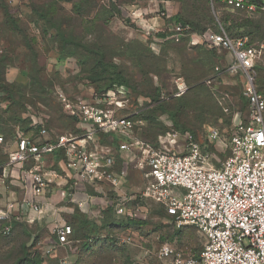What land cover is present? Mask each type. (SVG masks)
I'll return each instance as SVG.
<instances>
[{
	"label": "rangeland",
	"instance_id": "obj_1",
	"mask_svg": "<svg viewBox=\"0 0 264 264\" xmlns=\"http://www.w3.org/2000/svg\"><path fill=\"white\" fill-rule=\"evenodd\" d=\"M173 17L197 29L217 30L206 0H0V103H12L10 118L0 121L7 138L0 146V161L10 153L17 115L26 103L35 104V112L47 114L46 139L54 141L74 125L51 92L59 90L74 101L89 94V85L102 89L113 78L122 83L123 95L134 101L133 107L147 111L140 138L148 143L175 133H190L201 142L206 126L214 125L222 132L230 128L234 115L244 116L247 111L242 76L224 71L231 62L229 56L217 57L202 47L171 39L168 20ZM220 17L232 27L230 36L247 38L250 47L260 52L257 85L264 95V16L222 12ZM178 80L183 82L182 91L176 88ZM131 90L141 91L149 100L136 99ZM222 159L219 155L213 161L217 165ZM45 170L57 168L50 160ZM128 171L124 192L131 195L142 188L143 181L137 171ZM103 195L110 193L98 199ZM102 207L103 200H97L86 216L90 223H102L98 217ZM127 208L130 215L137 207ZM145 208L147 214L137 213L147 221L139 229H111L114 239L130 237V243L115 246L99 241L83 247L86 234L103 237L105 233L99 227L76 225L77 244L50 255L44 254V248L52 238L53 213L42 211L40 221L34 223L22 217L8 229L2 224L0 264H35L30 261L32 254L41 256L44 264H152L164 244L181 257H197L205 239L196 229L178 228L159 217V208L152 203ZM72 213L65 215L69 225ZM126 217L117 218L111 211L104 215V224L123 226Z\"/></svg>",
	"mask_w": 264,
	"mask_h": 264
},
{
	"label": "built area",
	"instance_id": "obj_2",
	"mask_svg": "<svg viewBox=\"0 0 264 264\" xmlns=\"http://www.w3.org/2000/svg\"><path fill=\"white\" fill-rule=\"evenodd\" d=\"M209 1L212 9L217 1L232 12L264 14V0ZM218 28L219 32L194 34L187 26L173 23L170 37L175 42L186 38L191 46L225 52L231 58L224 71L243 78L245 120L235 115L231 127L223 132L206 127L203 142L190 133H175L152 145L140 138L142 122L132 120L138 111L131 112L123 87L99 95L89 88V94L74 101L59 90L51 92L63 115L72 121L73 130L49 141L47 114L27 108L25 117L36 134L16 131L7 163L0 165V180L10 197L0 206V226L22 217L34 223L42 213L41 200L47 198L61 170L68 187L63 195L83 214H91L96 201L103 200L99 216L112 207L115 217L124 218L127 207L135 202L137 208L128 217L144 219L137 213L147 214L145 205L152 203L173 225L192 227L205 239L201 252L192 258L181 257L164 244L152 264H264V97L256 86L260 52L248 46L247 38L230 39L219 23ZM183 86L178 80L177 90L182 91ZM1 108L4 105L0 103ZM104 136L109 141L114 137L117 146L102 144ZM3 144L0 134V146ZM56 151L62 156L54 164L57 170L46 171V158ZM219 155L223 159L216 165L213 159ZM9 168L19 170V199L12 195L17 184L6 176ZM130 169L139 173L143 186L128 195L124 191ZM103 190L109 197L98 199L105 194ZM77 194L80 199L74 198ZM72 232L64 220L57 223L44 254L69 247ZM115 241L126 244L131 238Z\"/></svg>",
	"mask_w": 264,
	"mask_h": 264
},
{
	"label": "trees",
	"instance_id": "obj_3",
	"mask_svg": "<svg viewBox=\"0 0 264 264\" xmlns=\"http://www.w3.org/2000/svg\"><path fill=\"white\" fill-rule=\"evenodd\" d=\"M206 2H207V4L209 5V7L211 6V4H210V1L209 0H206ZM213 12H214V15H215V27L217 28V30H212V31H214V32H219V28H218V23L221 25V27H222V29L225 31V33L228 35V37L230 38V39H238V38H236V37H232V36H230L229 34H228V31L232 28L230 25H228V27H227V25L225 24V22L223 21V20H221L220 18V16H221V13L222 12H227V13H232V14H241V15H244V16H248V15H246V14H244V13H240V12H232V11H230V10H228V9H226L225 7H223V5H221L219 2H215L214 3V6H213ZM256 15H261V16H264V14H256ZM249 18H250V16H248ZM172 18V17H171ZM173 20V21H172ZM168 22H172V24L173 23H180V24H182V25H184V26H187L189 29H190V31L192 32V33H194V34H201V33H203V32H205V31H207L206 29L204 30V29H197V28H194V27H192V26H189L188 25V23H185V22H182V21H180L179 19H178V17H173V19H169L168 20ZM209 30H211V29H209ZM171 34V33H170ZM170 36V35H169ZM184 42V43H186V44H189V41H188V39H186V38H183V39H181L179 42ZM191 46V45H190ZM248 46L250 47V44H249V42H248ZM193 48H198V47H202V48H204V49H206L205 47H203V46H201V45H196V46H192ZM252 48V47H251ZM208 52H210V53H212L214 56H217V57H219L218 55H223V56H225L226 55V53L225 52H222V53H217V52H215V51H212V50H208V49H206ZM256 70H257V65H256ZM257 73V72H256ZM90 87L89 88H91L92 90H93V92L95 93V94H97V95H99V94H103V93H106V92H108V91H110V90H112V89H114V88H120V87H122V83L121 82H119V81H117V79H115V78H113V79H110L109 80V85L107 86V87H104V88H102V89H98V88H95V87H93V86H91V85H89ZM256 86H257V89H258V85H257V79H256ZM132 91V94L134 95V97L136 98V99H138V98H143V99H145V100H149L148 98V96H145V95H143V93H141V91H139V90H131ZM258 92L260 93V91L258 90ZM260 94H262V93H260ZM263 95V94H262ZM264 96V95H263ZM50 97L52 98V96H51V94H50ZM53 99V98H52ZM54 100V99H53ZM155 101H159V100H155ZM164 101V100H163ZM247 101V100H246ZM2 103H4V108H1L0 109V121L3 119V118H5V117H9L10 118V115L12 114L11 112H12V103L11 102H9V101H3ZM133 103H134V101H131V112H133V111H135V110H137L138 111V113L135 115V116H133L132 117V120L133 121H141V122H145L148 118H149V116H148V113H147V111H145V112H143V110H144V108L143 107H133ZM36 105H40V104H36ZM247 105V104H246ZM24 107H25V110H23L22 112H20L18 115H17V123L15 124V131H14V133H13V135H12V137H11V139H10V141H13V139H14V136H15V133H16V131H20V132H22L24 135H27V136H31V135H33V136H35V134H36V131L33 129V128H31L30 127V120L28 119V118H26L25 117V114L27 113V108L28 107H30V108H35V104H33V103H26L25 105H24ZM147 108V107H146ZM143 112V113H142ZM206 127H214V125H212V126H206ZM231 127V126H230ZM225 128V127H224ZM205 130V129H204ZM0 134L2 135V137H3V139H4V144L6 143V141H7V138H6V136H5V134H4V131H3V129H1L0 128ZM140 134H141V130H140ZM140 136V135H139ZM109 138H107V137H101V143L102 144H108V145H110V146H113V147H115V146H117V140L113 137V141L112 140H108ZM147 142V141H146ZM201 142H203V141H201ZM149 143H151L152 145H155V143H152V142H149ZM3 144V145H4ZM211 149L213 150V147H211ZM52 157H56V162H58L60 159H61V152H59V151H56L53 155H52ZM223 157V156H222ZM7 163V159L5 160V161H0V165H4V164H6ZM55 166V165H54ZM1 174H2V170H0V176H1ZM136 203L134 202V203H131V205H135ZM156 206V205H155ZM72 207H73V213H72V215H71V222H70V226L72 227V229H73V232H72V236H71V238H70V242H71V244H73V245H75V244H77V242H76V240L74 239V235H75V226L76 225H79L80 227H82L83 229H85V227L86 226H90V227H92V228H95V229H97L96 227H99V232H103V233H105V236H103L102 237V234L100 235H91L92 234V232L90 233V234H86V236L85 237H83L84 239H83V242L80 244L81 246H83V247H92V246H94L95 244H97V242H99V241H101V242H108V243H111V244H113V245H115V246H117V243H116V241H115V239H114V237H113V234L114 233H111V229H114V228H118L120 231H125V232H130V231H133L134 229H139L142 225H144L145 224V222H147L146 221V219H133V218H129V217H127L125 220H124V225L123 226H120V225H116L115 224V226H113V225H105L104 224V215L105 214H107V213H109V212H111L112 211V213H113V208L112 207H107L105 210H103V211H101V213H100V216H98L99 218H100V220H103L102 221V223H100V225H97L96 223H90L88 220H87V218H86V214H83V213H81L75 206H73L72 205ZM158 207V206H157ZM159 208V212L157 213V215L159 216V217H166L169 221H170V219L165 215V213H164V211L160 208V207H158ZM148 213H149V211H148ZM113 215H114V213H113ZM82 219V220H81ZM13 222V221H12ZM12 222L11 223H9V224H5L6 225V227H10V225L12 224ZM96 222V221H95ZM171 222V221H170ZM95 224V225H94ZM106 231V232H105ZM94 233V232H93ZM69 247H70V245H69ZM30 254H32V253H30ZM31 259H30V261H31V263H35V264H44V261H43V259L41 258V256H35V255H31V257H30Z\"/></svg>",
	"mask_w": 264,
	"mask_h": 264
},
{
	"label": "crops",
	"instance_id": "obj_4",
	"mask_svg": "<svg viewBox=\"0 0 264 264\" xmlns=\"http://www.w3.org/2000/svg\"><path fill=\"white\" fill-rule=\"evenodd\" d=\"M264 97V96H263ZM235 115H239L240 119H244L246 118L247 115V111L246 114L244 116H242L240 113H236ZM234 115V116H235ZM50 160L52 162V164H56V157H52L49 156L48 158H46V163L49 164ZM61 165V163H60ZM120 164L118 163L117 168H119ZM59 177L54 179V187L51 189L50 193H53L52 195H50V193L48 194L49 197L46 199L41 200V205H42V211L43 212H51L54 214V220H56L54 222L53 225H51L52 229L57 223L61 222L62 220L65 219V215H68L69 212H73V207L71 206V208H69V204L75 206V204H73V202H71L70 197L63 195V193H66V191L68 190V187L66 185V180L64 179L62 172L60 170V174H58ZM6 176H8L10 182H14L15 184H17V180H18V176H19V170L18 168H9L6 170ZM2 184L1 180H0V185ZM3 186V184H2ZM15 189H11V191L13 192L12 195H15L18 199L19 196L22 195L21 191L18 188V184L14 185ZM1 190V188H0ZM0 201L3 203L8 201L10 199V197H8V194L5 191L4 186L2 187V191H0ZM75 199H80L81 196H79L78 194L76 196H74ZM30 218H33L32 216H30ZM41 216H39L37 218V221H40ZM65 221V220H64ZM48 241V240H47ZM46 241V242H47Z\"/></svg>",
	"mask_w": 264,
	"mask_h": 264
}]
</instances>
